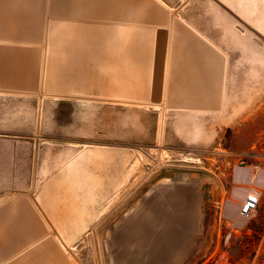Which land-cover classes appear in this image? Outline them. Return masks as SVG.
<instances>
[{"label": "rangeland", "instance_id": "374dc122", "mask_svg": "<svg viewBox=\"0 0 264 264\" xmlns=\"http://www.w3.org/2000/svg\"><path fill=\"white\" fill-rule=\"evenodd\" d=\"M101 147L128 159L86 231L0 264H264V0H0V206L35 226L31 180Z\"/></svg>", "mask_w": 264, "mask_h": 264}, {"label": "crops", "instance_id": "0c3cea01", "mask_svg": "<svg viewBox=\"0 0 264 264\" xmlns=\"http://www.w3.org/2000/svg\"><path fill=\"white\" fill-rule=\"evenodd\" d=\"M200 44L199 48L194 50L190 48L189 54H193L194 59L185 61L184 67H188L191 62L193 63L192 65L190 64L191 67L205 66L208 48L203 43ZM220 60H222L221 57ZM190 75L196 76V73H191ZM190 107L196 108L193 105H190ZM127 153L112 149L106 150L103 147L84 148L79 151L70 164L58 167L51 175L46 176L39 187L35 186L31 180L29 186L26 187L29 190L24 192V196L28 197L27 200L34 198V203H32L41 220L36 218L34 220L35 226L29 222L23 227L22 221L24 219L21 213L15 209V202L10 201L0 206V223L2 225L0 227V237L45 236L47 235L46 226L51 230V234L56 237H76L81 235L94 220L95 206L99 205L101 199L108 194V192H97L95 194L94 189L116 187L113 181L110 180L112 178L111 173L117 174L122 169H125L126 163L124 160L128 159ZM33 157H36L34 152ZM34 187L38 190L33 195L31 192ZM66 197H71L72 200L69 203H64L63 200ZM88 197L97 199L98 203L94 201L87 204ZM7 221L14 222V224H11L12 227H10V229L14 230L13 233H6ZM29 221L33 222L32 218ZM16 222H19V224H16ZM22 229L31 231L18 232L22 231ZM13 263L15 262L13 261L11 264Z\"/></svg>", "mask_w": 264, "mask_h": 264}, {"label": "built area", "instance_id": "2783aa9c", "mask_svg": "<svg viewBox=\"0 0 264 264\" xmlns=\"http://www.w3.org/2000/svg\"><path fill=\"white\" fill-rule=\"evenodd\" d=\"M258 204V198L255 195H248L242 206L240 207V213L248 214L253 212Z\"/></svg>", "mask_w": 264, "mask_h": 264}, {"label": "bare ground", "instance_id": "6f19581e", "mask_svg": "<svg viewBox=\"0 0 264 264\" xmlns=\"http://www.w3.org/2000/svg\"><path fill=\"white\" fill-rule=\"evenodd\" d=\"M235 172H236V170H235ZM237 173H238V177H247L248 176V170L247 169H243V168H239V169H237ZM255 179V178H254ZM136 180V179H135ZM254 181V180H253ZM251 183H252V181H251ZM250 193L249 194H246L245 196H244V201H245V199L247 198V196L248 195H255V196H258V193L256 192V191H254V190H251V191H249ZM233 199H235L234 197H233ZM236 200V199H235ZM239 200V199H238ZM232 208V207H231ZM236 209V208H235ZM233 210H234V207H233ZM233 212V211H232Z\"/></svg>", "mask_w": 264, "mask_h": 264}]
</instances>
